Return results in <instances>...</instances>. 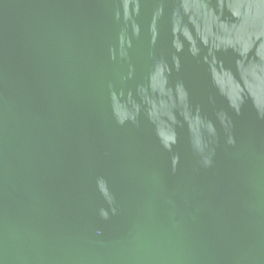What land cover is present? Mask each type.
<instances>
[{"label": "water", "instance_id": "95a60500", "mask_svg": "<svg viewBox=\"0 0 264 264\" xmlns=\"http://www.w3.org/2000/svg\"><path fill=\"white\" fill-rule=\"evenodd\" d=\"M0 264H264V0H0Z\"/></svg>", "mask_w": 264, "mask_h": 264}]
</instances>
